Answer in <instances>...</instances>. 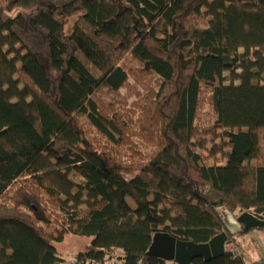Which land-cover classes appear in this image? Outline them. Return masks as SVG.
<instances>
[{
  "label": "trees",
  "instance_id": "16d2710c",
  "mask_svg": "<svg viewBox=\"0 0 264 264\" xmlns=\"http://www.w3.org/2000/svg\"><path fill=\"white\" fill-rule=\"evenodd\" d=\"M225 211L264 214V0H0V264H167Z\"/></svg>",
  "mask_w": 264,
  "mask_h": 264
},
{
  "label": "water",
  "instance_id": "95a60500",
  "mask_svg": "<svg viewBox=\"0 0 264 264\" xmlns=\"http://www.w3.org/2000/svg\"><path fill=\"white\" fill-rule=\"evenodd\" d=\"M220 218L225 231L212 238L208 243L182 242L167 234L157 233L152 238L146 256L174 264H191L195 259L208 262L225 254L227 234L239 232L247 234L252 230L264 229V214L254 216L246 212L234 218L231 213L225 211L222 212Z\"/></svg>",
  "mask_w": 264,
  "mask_h": 264
},
{
  "label": "rangeland",
  "instance_id": "374dc122",
  "mask_svg": "<svg viewBox=\"0 0 264 264\" xmlns=\"http://www.w3.org/2000/svg\"><path fill=\"white\" fill-rule=\"evenodd\" d=\"M69 27L70 26L68 25L67 29H66L67 32L69 31ZM121 93L124 95L126 93V91H121ZM73 179L75 181H79V179L76 177H73ZM130 203L133 206L132 202H130ZM232 215L234 218H236L240 214L235 213ZM258 231H260V230H258ZM237 234H238V237L244 236V233H242V232H239ZM255 242H253L254 245H255ZM88 243H89V239L67 235V237H65V239L62 243H59L56 245V248H57L59 254H61L62 258L66 259V258H70L72 256L77 255L79 252H83L85 250V246ZM249 249L250 248L243 249V252L245 251V253H247L249 251ZM240 251L241 250H240V244H239V249L236 250L235 252H237L240 255L241 254ZM244 258H246L245 254H244ZM117 262H119L117 256L112 255L109 259H106L105 262L102 264H117Z\"/></svg>",
  "mask_w": 264,
  "mask_h": 264
},
{
  "label": "crops",
  "instance_id": "0c3cea01",
  "mask_svg": "<svg viewBox=\"0 0 264 264\" xmlns=\"http://www.w3.org/2000/svg\"><path fill=\"white\" fill-rule=\"evenodd\" d=\"M236 240L240 244L242 256L244 257V254L246 255L245 260L247 264L264 260V231L252 230L242 237H237ZM253 242H255V245ZM247 248H250L249 251L247 253L245 251L243 252V249Z\"/></svg>",
  "mask_w": 264,
  "mask_h": 264
},
{
  "label": "built area",
  "instance_id": "2783aa9c",
  "mask_svg": "<svg viewBox=\"0 0 264 264\" xmlns=\"http://www.w3.org/2000/svg\"><path fill=\"white\" fill-rule=\"evenodd\" d=\"M235 255H239L237 252L234 253ZM61 264H81L77 261L76 257H70L63 260ZM88 264V263H87ZM95 264V263H90Z\"/></svg>",
  "mask_w": 264,
  "mask_h": 264
}]
</instances>
